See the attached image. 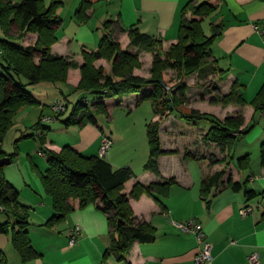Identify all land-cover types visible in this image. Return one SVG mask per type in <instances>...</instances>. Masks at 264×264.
<instances>
[{
  "label": "crops",
  "instance_id": "1",
  "mask_svg": "<svg viewBox=\"0 0 264 264\" xmlns=\"http://www.w3.org/2000/svg\"><path fill=\"white\" fill-rule=\"evenodd\" d=\"M44 1L49 5L52 0ZM189 1L95 0L87 7L85 19L79 20L76 11L82 0H62L57 14L63 18V25L57 31V41L51 47L52 53L74 60L79 66L69 69L67 81L32 84L30 91L41 103L43 99H49L47 104H43L47 107L57 98L69 97L81 79L80 67L85 62L84 51L98 49L105 31L104 22L107 20L114 21V36L124 48L130 45L129 29L134 26L166 45L175 43L182 12ZM194 1H208L217 5L216 10L204 19L203 28L206 33L209 29L211 34L213 24L222 25V33L212 45L213 59L222 69L225 84L238 82L246 100L244 105H231L229 116L238 109L237 114L242 113L245 118L242 128L253 125L251 130L239 136L225 163H211L209 157L195 159L187 155L188 151H199L223 157L219 146L205 142L198 136L200 130L195 133L196 138L192 141L194 147L186 143L176 147L178 137L175 136V128L180 127V136L191 138L194 133L190 135L185 130L196 126L182 118L176 119L166 128H161L163 149L175 151L160 155L161 175L144 169L150 152L146 131L148 122L144 125L145 130L130 132L131 136H128L129 129L116 127L113 123L104 126L99 120L98 124L66 126L63 132L65 135L55 136V139L48 134L45 147L60 151L64 145H70L85 155H98L102 137L109 135L113 139V146L107 151L106 159L116 168L131 166L136 174L125 183L124 192L129 193L138 181L147 184L171 177L172 170L167 171L169 159L176 160L177 174L173 176L177 177V183L171 186L169 195L163 198L166 204L164 211L159 202L148 194L130 199L135 215L155 227L157 239L151 243L135 242L125 261H118L112 253L106 254L111 244V228L107 215L96 203L80 208L76 201L77 207L63 221L47 226L45 223L55 210L51 196L39 189L35 193V202L29 215V234L38 256L23 261L12 244L11 234L1 233L0 254L6 255V264H197L195 255L200 249V243L196 235L176 225L190 219L202 223L207 240L211 243L212 260L205 264H249L248 257L253 252L259 253V264H264V165L260 157L264 141V109L256 105V95L264 83V41L263 36L253 27L254 23L264 21V0ZM11 34V37H16L18 31L13 29ZM37 38L36 33L30 32L22 38L23 41L17 42L30 45ZM85 95L88 92H80L78 99ZM139 96L140 93H132L122 99L105 98L104 102L106 109H116L123 103H129L131 110H138L144 103L150 102L152 120H156L158 115L154 112L152 101L137 105ZM43 106L36 107L42 109ZM28 108L26 106L22 109ZM175 114L172 112L171 116ZM171 131V135L176 137L172 145L171 139H164V135L169 136ZM246 154L250 155V166L241 169L238 159ZM227 164L225 177L209 192L202 193L203 180ZM251 176L257 178L251 180ZM231 178L242 183L240 190L229 186ZM246 189H254L258 194L248 198ZM247 205L253 207V212L242 216L240 211ZM75 225L80 226L81 234L76 243L70 246L68 230Z\"/></svg>",
  "mask_w": 264,
  "mask_h": 264
},
{
  "label": "trees",
  "instance_id": "2",
  "mask_svg": "<svg viewBox=\"0 0 264 264\" xmlns=\"http://www.w3.org/2000/svg\"><path fill=\"white\" fill-rule=\"evenodd\" d=\"M94 2L95 0H82L76 11L79 20L85 19L87 7ZM61 5L62 0H52L49 5L44 0H0V23L7 35L12 36L13 29L18 31L16 37L21 39L30 32L38 35L36 42L30 45L0 37V158L4 156L13 158L4 151L2 144L7 131L14 125L13 118L16 112L26 106L42 105L41 101L28 90L27 85L65 82L69 69L79 66L74 60L52 53L51 47L57 41V31L63 25V18L57 14V9ZM189 8H192L191 17L187 15ZM216 8V4L208 1L190 0L182 12L177 41L167 50L160 49L161 40L142 32L138 27H131L130 46L136 49L134 54H129L127 50L121 48L114 36L112 28L114 21H105V31L98 49L84 51L85 62L80 67L81 79L74 89L78 92H88V95L81 96L76 101L70 116L63 120L64 124L66 126L98 124L97 112L106 111L105 98H122L132 93H140L137 105L151 100L157 115L176 112V115L189 123L209 121L210 126L207 129L199 128L201 133L198 136L205 142L219 146L223 157L199 151H188L187 155L195 159L209 157L211 163H225L239 136L247 134L253 125L242 128L245 122L242 113L221 120L196 109L188 112L180 109L185 98L186 85L182 79L186 73L198 71L201 76L207 77L210 73L222 72L212 53V45L221 35L222 25L213 24L211 34H207L203 28L204 19ZM145 51L154 54L150 78L155 80L151 82H148V78L133 73V69L139 66L137 61L139 54ZM101 58H107L112 62L110 72L107 73L104 68L94 65L95 61ZM209 61L211 63H208ZM170 68H176V77L168 73ZM22 78H25L26 82ZM158 79H163L164 83ZM89 94H93V99ZM62 98L57 99L64 103L65 110L53 113V120H61V115L68 109V96ZM220 100L225 104L246 103L238 82H234L231 91ZM256 105L257 108L264 109V83L256 95ZM45 107L47 106L44 105L41 109L37 124L38 137L44 148L40 151L43 152L42 155L46 154L48 162V167L41 173V178L47 194L52 198L55 210L45 225L54 226L63 221L77 207L76 201L80 208L96 203L107 215L111 228V244L106 254L112 253L118 261H125L135 242L151 243L157 239L155 227L135 215L130 199L148 194L159 202L164 211L166 204L163 198L169 195L171 186L177 183V179L163 178L147 184L138 181L129 193L124 192L125 183L136 175L131 166L116 168L106 156L85 155L70 145H64L60 151L45 147L50 127L42 124V117L51 113L50 106L47 107L50 112L45 111ZM161 121L162 119L151 120L146 124L150 152L144 169L158 175H161L160 155L175 152L163 149ZM260 157L261 164L264 165V141L261 144ZM238 162L241 169L249 168L250 155L241 156ZM227 168L228 164L206 177L202 182V193L209 192L217 185L227 174ZM228 184L234 190L242 188V183L233 181L232 178ZM245 193L248 198L258 194L254 189H246ZM0 211L6 215V220L0 222V234H11L12 244L23 261L36 258L38 252L33 247L29 234L30 206L20 200V190L4 176L3 168L0 174ZM0 262L7 263L4 253L0 254Z\"/></svg>",
  "mask_w": 264,
  "mask_h": 264
},
{
  "label": "rangeland",
  "instance_id": "3",
  "mask_svg": "<svg viewBox=\"0 0 264 264\" xmlns=\"http://www.w3.org/2000/svg\"><path fill=\"white\" fill-rule=\"evenodd\" d=\"M192 7V6H191ZM187 14L189 17L192 15V8L187 10ZM113 29L115 27H112ZM207 34H210L208 29ZM0 37L2 38H11L16 41H23L21 38L11 37L6 34L0 23ZM36 38V37H35ZM37 40V39H36ZM120 46L123 50H127L129 54H134L136 49L131 47L130 45L126 48L123 47L122 43ZM170 45H166L162 42L160 45V49L167 50ZM154 54L151 52H142L139 54L138 62L139 66H136L133 69V73L138 76H142L145 78H150L151 68L153 65ZM101 62L99 59L95 61L96 67H102L108 73L111 71V61L107 58H101ZM98 61V62H97ZM208 63H211L210 61ZM176 68L168 69V73L173 77H176ZM222 72H213L210 73L207 77L201 76L198 71H193L183 77L182 81L186 85L185 89V98L183 100V104L180 106V109L183 111H190L191 109H196L201 113L212 114L213 116L224 120L231 113V105H240L238 103H223L220 99L222 96L228 94L232 85L230 83L225 84V79L221 75ZM24 82H26L25 78H22ZM176 83V82H174ZM173 83V84H174ZM28 90L30 89V85H27ZM80 92L73 90V92L69 95V106L65 113L61 115V120H52V121H43L42 124L50 127V130L47 132L48 134L54 138L55 136L65 135L64 129L66 125L63 120L68 118L73 110L74 104L78 99V95ZM90 95V94H89ZM91 99H93V94L90 95ZM126 96H123L124 98ZM120 98V99H122ZM49 99H43L42 105L47 104ZM129 103H123V105H119L116 109H106V111L101 110L97 112V117L101 123L106 125L114 124V126H121L123 129H129L128 134L133 131L140 129V132L144 128L146 122H150L153 116V109L150 105V102L144 103L138 110L130 109L128 107ZM147 109V110H146ZM45 110L49 111L47 107ZM41 109H38L36 106H29L28 109H20L16 112L13 122L14 125L7 131L2 147L4 151L13 156V162L3 167L4 176L17 188L20 190V200L26 205L32 208L35 202V193L36 191L43 190L45 195H48L44 184L42 182L41 173L45 172L48 167L46 154L40 155L38 154L39 150H44L41 141L38 137L37 124L40 119ZM50 112V111H49ZM234 116L237 115L238 109L233 111ZM231 116V115H230ZM180 117L175 114L174 117L171 116V113L168 115L166 113L159 114L156 120H161L160 127L166 128L172 121H177ZM147 120V121H145ZM185 121V120H183ZM210 126V122L207 120H200L197 122L195 127L189 128L190 130H185L188 134L192 135L191 138H185L184 136H180L181 129L180 127L177 129V143L176 147L182 146L184 143L189 144L191 147H194L192 141L196 138L195 133L197 134L200 127H208ZM160 128V135L163 132ZM168 130L170 127H167ZM142 129V130H141ZM183 131V130H182ZM34 133L35 135H31ZM130 133V134H131ZM143 133V132H142ZM128 136H131V135ZM169 136L164 135V139L168 141L171 139V144H173V139L176 138L173 132H169ZM55 139V138H54ZM234 150V146L232 147ZM231 148V150H232ZM170 154V153H169ZM176 160L169 159L167 171L173 172V175L177 174L176 168ZM171 177H175V176ZM169 177V178H171ZM177 179V177H175ZM49 197V196H48ZM6 215L0 211V222L2 219H5Z\"/></svg>",
  "mask_w": 264,
  "mask_h": 264
},
{
  "label": "built area",
  "instance_id": "4",
  "mask_svg": "<svg viewBox=\"0 0 264 264\" xmlns=\"http://www.w3.org/2000/svg\"><path fill=\"white\" fill-rule=\"evenodd\" d=\"M254 29L259 32L263 36V41H264V21L254 23L253 25ZM1 54V51H0ZM88 103V101H86ZM65 110V105L64 103L60 100L57 99L54 102L51 103L50 105V111L51 113L46 114L42 117L43 121H52L53 120V113L61 112ZM113 146V139L109 135H104L101 140V145L99 149V155L104 157L107 154V151ZM39 154H43L42 151H39ZM257 176H252L251 180H255ZM253 212V207L251 205H247L243 207L240 211L242 216H246ZM176 225L183 231L186 232H193L199 243H200V249L195 255V262L197 264H205L209 263L212 260V253H211V243L207 240L206 233L204 230V227L201 222L195 220V219H190L188 221L184 222H178ZM81 234V228L79 225H75L71 227L68 230V235L70 237V246L74 245L78 239V237ZM248 262L249 264H259L260 262V256L258 252H253L252 254L249 255L248 257Z\"/></svg>",
  "mask_w": 264,
  "mask_h": 264
},
{
  "label": "water",
  "instance_id": "5",
  "mask_svg": "<svg viewBox=\"0 0 264 264\" xmlns=\"http://www.w3.org/2000/svg\"><path fill=\"white\" fill-rule=\"evenodd\" d=\"M148 82L154 81V78H148ZM159 82L164 83L163 79H158ZM12 162V158L10 156H4L0 158V174L1 169L4 167V165L10 164Z\"/></svg>",
  "mask_w": 264,
  "mask_h": 264
}]
</instances>
